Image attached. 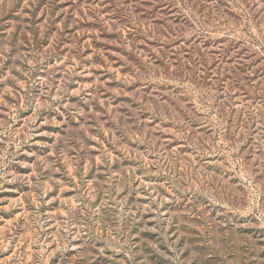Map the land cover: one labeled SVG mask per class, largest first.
I'll use <instances>...</instances> for the list:
<instances>
[{
	"label": "rangeland",
	"instance_id": "1",
	"mask_svg": "<svg viewBox=\"0 0 264 264\" xmlns=\"http://www.w3.org/2000/svg\"><path fill=\"white\" fill-rule=\"evenodd\" d=\"M0 264H264V0H0Z\"/></svg>",
	"mask_w": 264,
	"mask_h": 264
},
{
	"label": "trees",
	"instance_id": "2",
	"mask_svg": "<svg viewBox=\"0 0 264 264\" xmlns=\"http://www.w3.org/2000/svg\"><path fill=\"white\" fill-rule=\"evenodd\" d=\"M226 54H227V53H226ZM226 54H225V55H226ZM226 59H228V57H226ZM230 75H231V74H228V76H230ZM228 80H230V78H228Z\"/></svg>",
	"mask_w": 264,
	"mask_h": 264
}]
</instances>
